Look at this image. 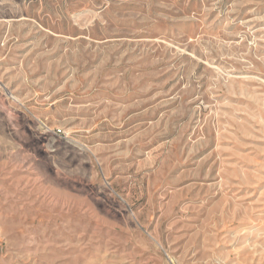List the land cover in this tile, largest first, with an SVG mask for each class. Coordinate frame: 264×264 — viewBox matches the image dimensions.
<instances>
[{"label": "rangeland", "instance_id": "rangeland-1", "mask_svg": "<svg viewBox=\"0 0 264 264\" xmlns=\"http://www.w3.org/2000/svg\"><path fill=\"white\" fill-rule=\"evenodd\" d=\"M0 264H264V0H0Z\"/></svg>", "mask_w": 264, "mask_h": 264}]
</instances>
